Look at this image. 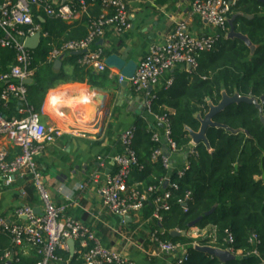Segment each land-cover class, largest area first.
Returning a JSON list of instances; mask_svg holds the SVG:
<instances>
[{
  "label": "built area",
  "instance_id": "obj_1",
  "mask_svg": "<svg viewBox=\"0 0 264 264\" xmlns=\"http://www.w3.org/2000/svg\"><path fill=\"white\" fill-rule=\"evenodd\" d=\"M79 9L62 4V0H3L0 4V49H10L15 52V64L8 74L0 76V102L8 104L16 100L24 108L23 119L6 118L0 114V138L18 150L13 159L8 160L7 153L0 148V177L6 188L13 185L16 177L30 178L38 195L41 212L35 213L30 207H20L14 210L16 219L23 221L21 224H11L0 218V236H7L11 240L14 251L4 253L1 261L11 264L15 258L27 249L33 251L39 258L36 264H63L58 251L68 252V241L78 244L84 264H135L123 254L104 249L99 239L86 226L72 218L63 215V209L56 207L48 192L45 190L41 175L36 169L34 159L39 157L45 147L53 144L63 135L58 129L48 128L40 121V117L26 102L27 89L24 82L32 79L33 56L31 51L24 48V41L41 33L40 26L35 23V16L31 7L42 11L47 18L57 19L65 23L77 19L79 12L88 8L85 0H78ZM235 4L229 0H196L191 8L192 13L199 17L215 32L201 37H194L188 33L184 23L178 24L168 34L163 45H154L148 54L137 65L136 72L131 79L119 76V82H126L133 90L142 95L143 109L151 114V103L154 99L150 89L156 87L160 79L176 67L184 66L188 74L198 68V58L203 53H210L216 45L228 35V21L231 8ZM103 14L95 20H90L87 27V36L84 39L67 42L58 48H53L47 58L48 64L66 55L81 53L77 65L97 73L106 71L105 56L103 51L91 50L99 39H102L107 29L116 34H124L129 29L128 10L124 0H101ZM173 80L167 82L171 86ZM153 116V115H152ZM154 122L161 126V132L152 134V142L162 147L157 149L152 159L160 160L168 172L174 170L171 157L178 154L175 144L170 138V127L166 118L154 116ZM153 130V129H151ZM135 128L123 131L119 136L121 153L112 158L115 171L107 177L104 186L100 189L103 207L109 214L119 218L131 215H142L150 195H156L152 201L154 207L151 220L155 223L162 222V215L170 211V193L160 191V187H151L139 190V185L128 184L131 171L138 167L135 152L132 149ZM188 165L177 171V177L182 178ZM169 187V179H166ZM164 186V185H163ZM177 189L175 185L171 186ZM191 194L186 193L177 204L187 213V203ZM185 233L190 240L187 245L173 244L161 240L162 232L153 231L149 235V242L156 248V255L172 257L171 264H184L189 259L190 250L196 248H213L238 258L258 257L255 248L259 245L255 235L251 236L249 243L254 251L244 255L234 251L232 245L234 238L227 236L218 245L217 234L214 228H194ZM264 264V263H261Z\"/></svg>",
  "mask_w": 264,
  "mask_h": 264
},
{
  "label": "trees",
  "instance_id": "obj_2",
  "mask_svg": "<svg viewBox=\"0 0 264 264\" xmlns=\"http://www.w3.org/2000/svg\"><path fill=\"white\" fill-rule=\"evenodd\" d=\"M85 2L88 6L101 7V0ZM249 4L256 10L264 9V5L255 0H250ZM71 6L78 10V0H73ZM240 6L241 3L238 2L231 8L229 19L240 11ZM34 9L32 6V13ZM43 19L45 22L41 23L36 17L35 23L40 26L41 35L46 34L47 37L41 39L37 50L31 51L35 73L32 84L26 86V102L37 114L50 86L55 82L67 80L62 70L54 71L53 65L47 62L52 50L51 44H62L56 43V39L53 40L54 35L62 34V22L46 17ZM227 29L229 33L228 25ZM234 29L254 45L253 54L238 40H222L212 52L199 56L198 68L189 76L185 75L183 80L177 81L175 75L168 73L165 86L152 92L154 99L151 103V114L166 118L170 127V138L178 154L188 156V168L183 177H177L179 169L168 172L160 160L152 159L154 152L162 149L152 142L154 131L161 132L158 123L149 125L137 119L133 126L135 136L132 149L136 154L138 167L132 169L128 184L139 185V190L160 187V191L170 193L171 208L162 215L161 223L151 220L154 209L152 201L156 195L149 196L141 215L142 220H151V233L162 232L161 240L173 244H189V239L172 238L170 233L188 232L189 224L202 218L195 228L213 227L218 245L227 234L232 235V247L235 252L240 251L246 255L254 251L249 239L253 235L257 237L259 245L255 251L258 257L250 256L226 264H261L264 263V127L259 120L258 110L245 104L228 107L215 116L213 121L240 132L233 135L224 129L209 128L206 131L207 145L199 144L190 148L191 139L186 131L190 129L198 132L200 124L196 116L204 117L207 114V100L217 105L222 99V91L230 97L237 94L240 97L259 100L264 96V15L254 20L238 17L234 22ZM86 36L87 32L83 39ZM0 54L14 66L13 50L0 49ZM78 58L79 56L71 55L69 61L76 65ZM10 69L1 75L8 74ZM76 70L83 71L77 65ZM169 79L174 80L172 85L166 88ZM261 108L264 116V105ZM17 109L18 102L14 99L6 105L0 102V114L6 118L15 117ZM16 119L20 117L17 116ZM166 179H169L170 183L169 187L164 189ZM172 185L177 189H173ZM186 193L191 194V200L187 203V213H184L177 201L183 199ZM213 209V213L206 217L205 215ZM9 251H14L10 238L0 236V258ZM58 255L63 262L84 264L79 254L71 257L69 253L62 251ZM38 260L33 252L28 257L18 256L11 264H36ZM0 264L7 263L0 260ZM184 264L222 263L207 254L190 250L189 259Z\"/></svg>",
  "mask_w": 264,
  "mask_h": 264
},
{
  "label": "crops",
  "instance_id": "obj_3",
  "mask_svg": "<svg viewBox=\"0 0 264 264\" xmlns=\"http://www.w3.org/2000/svg\"><path fill=\"white\" fill-rule=\"evenodd\" d=\"M194 1L196 0H124L128 10V31L116 34L107 29L104 37L94 43L91 50H102L106 54L105 60L112 55H125L126 61H133L138 65L152 46L165 43L168 34L178 24L184 23L188 33L194 37L213 34L215 31L192 13ZM229 1L241 3L240 11L233 15L237 18L254 20L264 15V9L256 10L249 4L250 0H245L246 3L244 0ZM72 3L73 0H62V4L71 6ZM102 14L101 7L89 5L85 12L78 13L75 21H61L64 27L62 34L54 35L53 40L56 39V43L62 42L63 45L83 39L88 22ZM33 15L41 23L45 22L43 18L46 16L42 11L35 8ZM41 36V39L47 37L46 34ZM224 40H228L227 37ZM51 47L58 48L59 44H51ZM70 56L62 58L59 69L67 80L50 86L38 113L43 125L63 133L60 139L46 146L45 151L34 159L42 184L53 204L63 209V215L88 227L104 249L120 252L135 264H171L172 257L156 255V248L149 242L150 219L142 220L141 215L134 214L130 216V220L122 222L107 212L99 194L107 177L115 171L112 158L121 153L120 134L133 127L137 119L152 125L154 116L143 109L142 95L128 84L121 85L116 71L107 67L103 73L83 68V71H79L76 70L77 63L75 65L69 61ZM11 66L0 54V75L9 71ZM187 71L186 67L179 66L169 74L181 81L185 75H190ZM167 75L168 73L150 90L151 94L165 86ZM1 90L0 88V95ZM82 100L87 102H81ZM15 115L12 118L25 117L20 103ZM193 147L195 146L191 142L190 148ZM0 148L7 153L8 160L18 153V150L1 138ZM187 158V154H176L170 160L175 169H181L188 165ZM20 207L33 208L38 214L41 212L31 179L16 177L13 185L6 188L0 177V218L11 224H21L23 221L13 215L14 210ZM78 251L76 244L74 255ZM32 253L27 249L20 256L28 257ZM63 264L69 263L65 261Z\"/></svg>",
  "mask_w": 264,
  "mask_h": 264
},
{
  "label": "water",
  "instance_id": "obj_4",
  "mask_svg": "<svg viewBox=\"0 0 264 264\" xmlns=\"http://www.w3.org/2000/svg\"><path fill=\"white\" fill-rule=\"evenodd\" d=\"M257 2L264 4V0H256ZM237 16H233L231 19L228 21V26H229V33L227 35L228 40H238L242 42L253 54L255 52V47L254 45L250 42V40L240 34L237 33L234 29V22L236 20ZM41 34L36 33L34 36L27 38L24 41V48L29 51H35L38 49L40 43H41ZM81 53H73L74 56H79ZM62 58L59 60L55 61L53 64V69L54 70H59L62 65ZM105 66L113 71H116L120 77L124 79H131L137 69V64L133 61H126V57L124 56H116L112 55L107 57L105 60ZM32 79L26 80L24 82V85L28 86L32 84ZM122 86H127L126 82L121 83ZM151 90V89H150ZM222 99L217 105H213L210 100H207V105H208V112L204 117H201L200 115L196 116L197 121L200 124V128L198 132H193L190 129H186L187 133L189 134V137L191 139V142L194 146H197L199 144H205L207 145V140H206V131L209 128H217V129H224L227 132L236 135L240 131H234L229 129L226 126L219 125L213 121L214 117L217 116L218 114L224 112L228 107L232 105H240V104H245L249 106L255 107L258 112H259V120L261 124L264 127V116L262 115V108L261 106L264 105V96L261 97L259 100L253 99V98H247V97H240L239 95L235 94L232 97L228 96L225 91H222L221 93ZM160 128H162L160 126ZM167 188V183L164 184V189ZM214 209L207 213L205 216L208 217L213 213ZM38 214V212H35ZM130 217L124 218V221L130 220ZM202 221V218L197 219L196 221L192 222L189 224V229H194L196 225H198ZM170 236L172 238H186L185 233H177L176 231H173L170 233ZM68 249L70 255L73 257L74 256V251H75V243L73 241H68L67 242ZM195 251L204 253L209 255L210 257L216 258L220 263L226 264L230 261H236V260H241L244 258H238L230 255L227 252L220 251L218 249H213V248H196Z\"/></svg>",
  "mask_w": 264,
  "mask_h": 264
},
{
  "label": "clouds",
  "instance_id": "obj_5",
  "mask_svg": "<svg viewBox=\"0 0 264 264\" xmlns=\"http://www.w3.org/2000/svg\"><path fill=\"white\" fill-rule=\"evenodd\" d=\"M81 102H87L86 100H82ZM53 103H55V101H53Z\"/></svg>",
  "mask_w": 264,
  "mask_h": 264
}]
</instances>
